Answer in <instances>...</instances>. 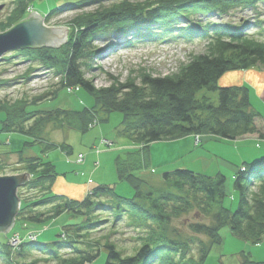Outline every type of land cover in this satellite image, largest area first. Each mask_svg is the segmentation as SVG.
Returning a JSON list of instances; mask_svg holds the SVG:
<instances>
[{"label": "trees", "instance_id": "trees-1", "mask_svg": "<svg viewBox=\"0 0 264 264\" xmlns=\"http://www.w3.org/2000/svg\"><path fill=\"white\" fill-rule=\"evenodd\" d=\"M33 1L13 0L18 8L12 12L13 18L9 19L7 26L0 25V32L10 29L19 21L21 15L27 16L29 10L33 11ZM260 1L264 2L200 0L193 5H205L209 13L222 16L230 10L255 9ZM122 4H117L119 7L116 4L111 5L112 11L120 10ZM171 7L175 8L168 3L160 8L147 9L139 17L136 13L123 14L124 12L116 10L114 14L106 12L95 17L81 18L82 29L71 40L66 58L59 59L57 49L44 47L27 50L30 52L31 62L35 61L60 78V86L45 94V98L53 99L60 90L66 88L67 91L70 89L68 93L81 89L94 101L90 108L77 112L61 109L41 111L36 122H57L63 128L72 126L74 131L83 135L93 129L91 126L95 121L98 124L107 123L109 115L117 112L122 115L117 136L128 140L132 147L114 159L116 180L131 188V198L116 195L114 185H98L80 201L64 197H45L50 193L49 189L58 176L54 165L34 157L21 161L22 171L31 175L29 182L22 187L38 190L45 198L32 203L22 201L23 206L21 205L15 216L14 227L19 225L21 228H44L48 222L63 214L81 220L78 225L63 226L62 231L66 232L68 239L64 234V239L57 236L52 243L31 244L25 241V245L33 246L42 254L44 248L50 251L56 248L71 249L63 257L53 252L50 260L54 264H91L99 257V249L106 252L104 264H204L211 248L222 243L220 231L223 228H227L237 240L250 245H259L264 240V155L244 163L234 174L231 185L234 195H231L230 205L233 208L236 204L233 211L223 206L227 198L224 191L226 178L220 173L207 176L186 169L164 171L160 173L159 188H154L136 176L142 169L150 166L149 146L155 142L174 141L190 135H211L226 141L257 135L258 139L264 140V133L257 126L260 116L250 108L248 89L242 85L217 86L227 72L263 67L264 42L255 40L247 33H235L229 25L201 24L196 31H201L197 34L198 37L207 41L206 54L193 57L174 75H143L135 81L115 83L98 89L85 77L87 70L91 69L88 61L94 53L90 39H97L111 32L105 30V27L100 28L99 24H109L120 19L125 21L123 26L127 29L134 26L133 21H143L150 25L164 23V39L168 36L189 38L195 31L191 27L193 24H187L191 21L192 13L180 15L185 19L184 24H187L185 29L182 26L176 27L174 20L179 16L175 15L177 10L173 11ZM187 8L185 5L180 6V9L190 10ZM157 17L164 20L150 22ZM174 27L179 31L173 36L169 31ZM203 90L217 94L216 104L206 95L198 97ZM20 110L26 111L25 108ZM14 115L13 111L7 115L9 120L3 127L7 130L32 131L34 124L24 130L22 122L18 123L19 117L14 118ZM61 145L67 147V153L71 154L68 145ZM94 148L98 149V145ZM20 153L22 158L23 151ZM17 194L20 199L19 190ZM41 207H46V210L39 211ZM104 211L114 213L115 219L125 217V220H130L135 229L139 230L140 245L134 254L124 256L115 244L108 241L96 246L98 248L95 250L92 247L89 250L76 247L77 238H87L91 231L105 221L100 217V213L103 214ZM189 213L207 220V223H190L188 229L192 236H168L167 227L171 222ZM12 231H15L14 228ZM193 246L196 248V256L191 254ZM238 264L264 262L253 261L249 254L239 252Z\"/></svg>", "mask_w": 264, "mask_h": 264}, {"label": "rangeland", "instance_id": "rangeland-1", "mask_svg": "<svg viewBox=\"0 0 264 264\" xmlns=\"http://www.w3.org/2000/svg\"><path fill=\"white\" fill-rule=\"evenodd\" d=\"M198 1L200 0H34L32 6L33 12L41 16L43 27H65L67 29L66 41L63 44H60L57 48L47 47V49H57L59 59L67 57L68 46L71 40L81 31V27L83 26L80 22L81 18L95 17L106 12L107 14H114L117 9L112 11L111 5H117L120 2L123 4L121 9L117 10L118 12L122 11L124 12L123 14L131 13L133 15L136 13L137 17L145 13L147 9L160 8V6L169 3L175 6L176 9L173 7L170 9L173 11L177 10L175 15L179 16L174 20L178 24L175 23L176 27L182 26L181 28L185 29L187 24H193L191 27L197 33H191L187 39L179 37L171 38L169 36L164 39V34H166L163 28L164 23H156L159 22L158 20H164V18L159 17L150 21L156 23L155 25H150L143 21L139 23H137L138 21H133L134 26L131 28L129 26L127 29L123 26L125 21L120 19L109 24H99L100 28L103 29L105 27L107 28L105 30H111V32H107L97 39H90L89 43L94 53L89 59L90 61H88L91 69H88L85 74L86 79L92 81L94 87L98 89L115 83L123 84L135 81L143 75L166 77L176 74L180 67L188 64L193 57L206 54L207 41L198 37L197 34L201 33V31H196L201 24L202 26L229 25L235 33H247L253 36L255 40L264 42V2H258L255 5V9L240 8L230 10L225 15L218 16L214 13H209L208 7L205 5H193ZM15 2L13 0H0V25L7 26L9 19L13 18L12 12H15L18 8V4ZM174 3L176 4L173 5ZM182 5H185L186 8L189 7L190 10H187L188 8L186 10L180 9ZM117 6L119 7L120 5ZM186 12L192 13L190 16L191 21L184 24L185 19L181 17ZM31 13L30 11L28 15ZM28 15H21L17 23L26 19ZM180 15L182 16L180 17ZM176 27L171 29L172 31L170 30L169 34L171 33L173 36L178 34L179 30ZM2 33L4 32H0V34ZM102 48H105V50L99 52ZM31 49L9 52L0 61V102L2 101L0 104V177H12L24 174L25 172L22 171V165L20 164L21 161L24 158L34 157L52 163L58 175L55 180L59 181V185H56V187L51 186L49 189L50 193L45 197L69 198L60 194L63 193L61 189L65 185L63 175H67L68 177L78 176L81 178L80 180L84 181L90 179L92 181V184L88 187L90 191L99 185L96 176L102 175L104 180L113 184L116 181L114 172L115 157L120 153L122 154L124 150L127 151V148L129 150L132 148L129 146L130 142L128 140L117 136L122 115L117 112L111 113L107 123L97 125L83 135L74 131L72 126L63 128L57 122H36L41 111L61 109L77 112L83 110V108H90L93 106L94 101L91 96L81 89L68 93L70 89L67 91L66 88L60 90L53 99L48 100V98H45V94L60 86V78L54 76L53 72L47 71L43 66H39L35 61L31 62L30 52H27V50ZM257 69L264 70V66ZM202 95L208 96L216 104V93H209L203 90L198 94V97ZM250 101L253 109L264 120V99L259 98L255 91L252 90ZM20 108H25L26 111L20 110ZM12 111L15 114L14 118L19 117L18 123L22 122L24 130L34 124L31 132H22L19 129L7 130L3 127L6 121L9 120L7 115L11 114ZM101 135L109 144L103 145L99 143V157H97V154H93V147L97 146ZM190 136H193L194 142V136H198L201 144L193 147L192 154L187 155H191L190 158L194 159L199 154L198 151H204L202 155L204 157H211V159L209 162L202 161L201 164L200 162L194 164L190 163L194 162L192 159L184 157L180 161L183 162L179 164V168H175L186 169L207 176L216 175L219 169L222 171L220 174L225 177V164L232 160L233 147L231 146H234V141L222 140L211 135ZM61 144L68 145L71 149V154H68V148L63 147ZM125 145L128 147H124ZM20 151H23L22 158ZM194 151L197 152L193 153ZM83 155L86 157L84 158ZM180 155V152L172 154L162 151L158 157L172 161ZM86 160H92L93 165L88 170L82 169L81 174H76V166L74 164L81 165ZM100 161L104 169L103 171H97L98 173H95L94 179L92 178L93 170L96 171L99 168ZM96 163L97 165H95ZM182 166L183 168H180ZM145 171H149V167L142 169L136 176L143 179L145 175L143 177L142 173ZM66 172L68 174H64ZM160 173H162L161 170H158L155 173L156 175L148 174L150 176L149 180H144L154 188H159L161 186ZM28 175L29 179L25 184L31 179V175ZM120 184L121 182H118V186ZM24 185H21L16 191L19 209L22 201L32 203L34 200L38 201L45 198L42 197L38 190H28V188L22 187ZM122 186L129 190L130 193H133L128 185L122 184ZM18 190L20 199L17 194ZM114 191L116 195L125 198H131L132 196V194H125L120 188L116 190L114 188ZM224 191L227 198L224 200L223 206L233 211L236 204L233 208H230L232 204L231 195H234V193L229 182L224 186ZM86 195L77 200L84 199ZM45 208L41 207L39 211L44 212ZM114 216V213H110V211H104L103 214L100 213V217L105 221L94 231H91L87 238H77L75 240L78 242L76 247L82 250H89L92 247L95 250L98 248L96 246H101L108 241L115 244L124 256L134 254L140 245L139 230L135 229L130 220H125V217L115 219ZM196 221L207 223V220L196 218L193 213L185 214L171 222L167 227V235L171 236L175 234L180 238L192 236L188 225ZM80 223L81 220L79 218L63 214L48 222V225L44 228H29L30 226L21 228L18 225L14 227L15 231H12V228L7 234L0 233V235L4 236H0V264H54L55 262L50 260L53 252L63 257L71 249L56 248L54 251H50V249L44 248L47 250H44V254H42L39 253L38 249L33 248V246L25 245V240L31 244H46L56 241L57 236L64 239V234L66 239H68L66 232L62 231L63 226L78 225ZM32 230L36 233L28 236V232L30 233ZM14 234L17 237H27H21L19 240L15 238L10 240ZM220 237L222 243L219 246L211 248L204 264H237L239 254L237 252L240 251V244H243L242 241L232 237L227 228H223L220 231ZM200 238L205 240L203 237ZM260 250L258 249V251ZM99 253V257L91 264H104L106 252L104 249H99ZM191 254L196 256L195 247ZM263 254L264 252L261 253V255Z\"/></svg>", "mask_w": 264, "mask_h": 264}, {"label": "crops", "instance_id": "crops-1", "mask_svg": "<svg viewBox=\"0 0 264 264\" xmlns=\"http://www.w3.org/2000/svg\"><path fill=\"white\" fill-rule=\"evenodd\" d=\"M218 85L219 86L242 85V86L246 87L249 91L250 108L253 112H255L256 114H258L260 116V114L257 113L255 109H253V107L251 105L250 97H251V91L254 90L259 98L264 99V70L252 68V69H249L246 71L227 72L219 80ZM257 126L260 129V131L264 133V120L262 119V117H260L258 119ZM155 144H157V145H155ZM193 145H194L193 136H187V137L181 138L179 140H174V141H162V142H156V143L151 144L149 146V160H150L149 171L143 172L144 174L142 173L143 177L145 175V177L143 179L149 180V177L147 176V174L150 173V174L156 175L155 173L158 170H161V172H164V171H172V170H175L176 168H179L178 167L179 164H181L183 162V161L182 162H180V161L184 157L185 158L191 157V155H187V154H192L191 153L192 148L196 147L195 145L194 146ZM233 145L234 146H231V147H233V155H232L233 157L231 158L232 160H230L228 163L225 164L226 183L229 182L230 186L232 185V179L234 177V174L239 169L242 168L244 163L252 162V161L256 160L257 158L264 155V140L258 139L257 135H251L249 137H244L243 139H239L237 141H234ZM124 147H128V146L125 145ZM162 151L163 152H169L172 154H177L178 152H180L181 155L172 161H168V160H164L163 158L158 157V155ZM196 152L197 151H194L193 153H196ZM198 153L199 154H197L194 157V159L190 158V159H192V161H194V162H190V163L197 164L198 162H200V164H201L202 161H206V162L210 161L211 157H204L202 155V153H204V151H198ZM67 161H69V160H67ZM92 162H93L92 160H86L84 164H81L82 166L74 164L76 166V171H75L76 174H81L82 169L88 170V168L91 165H93ZM103 164H106V163H103ZM180 168H183V166ZM103 169H104V166H102V163L100 161L99 168L96 169V171L93 170L94 171L93 174L91 173L92 178H94V175H96L98 173L97 171H99V170L103 171ZM206 170H207V168H206ZM220 172H222V171L218 169V173H220ZM64 174H68V173L66 172ZM84 175H86V174H84ZM62 177H63V180L65 182V185L69 189H65L63 187L61 189L62 190L61 192H63V193H60V194H63L65 196L69 197V199L77 200V199L81 198L82 196H85L86 193L88 191H90V188H88L89 185L92 184V181L90 179H88L87 181H84V180H80L81 178H79L78 176L68 177L67 175H63ZM96 180L99 182V185H107V184H108V186L114 185L115 190L117 188H120L123 192H125V194H127V195L132 194V192L130 193L129 190L125 189L122 186V184H125V183H121L118 186V182L116 180L113 184H110L106 180H104L102 175H100L98 177L96 176ZM227 180H228V182H227ZM56 185H59L58 180H55L53 187H56ZM242 243L243 244H240L241 245L240 249H239L240 251H238L237 253H239V252L247 253L250 255V257L253 261L264 262V254L261 255V253L264 252V240L261 242L262 244L260 243L259 245H256V246H254V245L247 246L250 244L245 243V242H242ZM258 249H261V250L258 251ZM237 264H238V261H237Z\"/></svg>", "mask_w": 264, "mask_h": 264}, {"label": "water", "instance_id": "water-1", "mask_svg": "<svg viewBox=\"0 0 264 264\" xmlns=\"http://www.w3.org/2000/svg\"><path fill=\"white\" fill-rule=\"evenodd\" d=\"M1 8V7H0ZM41 16L31 13L8 31L0 34V61L9 52L44 47H59L66 41L65 27L45 28ZM27 173L0 177V233L7 234L14 226L15 216L19 210L17 189L28 181Z\"/></svg>", "mask_w": 264, "mask_h": 264}, {"label": "built area", "instance_id": "built-area-1", "mask_svg": "<svg viewBox=\"0 0 264 264\" xmlns=\"http://www.w3.org/2000/svg\"><path fill=\"white\" fill-rule=\"evenodd\" d=\"M30 11H32V10H29V12H30ZM194 140H195L194 145H195V146H198V145L200 144V141H199L198 136H194ZM100 143L103 144V145H108V143L105 142V141H101ZM139 148H140V147H139ZM98 152H99V149H96V150H95V154H97ZM95 165H97V163H96ZM13 233H14V232H13ZM32 233H36V232H34V231L32 230V232H30V233L28 232V236L31 235ZM21 237L23 238V237H27V236H20V237H17L16 234H14V235H12L11 238H12V239L15 238V239H18V240H19V239H21ZM25 241H26V240H25ZM12 246H14V245H12Z\"/></svg>", "mask_w": 264, "mask_h": 264}, {"label": "bare ground", "instance_id": "bare-ground-1", "mask_svg": "<svg viewBox=\"0 0 264 264\" xmlns=\"http://www.w3.org/2000/svg\"><path fill=\"white\" fill-rule=\"evenodd\" d=\"M32 13H33V11H31ZM30 13V12H29ZM105 50V48H102L99 52H103V51ZM97 125H101V124H98V122L97 121H95L94 123H93V125L91 126L92 128H94V127H96ZM98 144L97 145H99V143L101 142V141H107L104 137H102V135L99 137V139H98ZM108 144H109V142H107ZM113 144V143H112ZM96 147V146H95ZM93 149L94 150H96L94 147H93ZM93 150V151H94ZM127 150H129V148H127ZM84 156V155H83ZM86 156H84V158H85ZM97 157H99V153H97ZM150 174V173H149ZM147 176H148V174H147ZM148 177H150V176H148ZM64 188L65 189H69L67 186H64ZM77 191V190H76ZM76 194V193H75ZM77 201H80V200H77ZM13 228H14V226H13ZM12 238H10V240H11Z\"/></svg>", "mask_w": 264, "mask_h": 264}]
</instances>
